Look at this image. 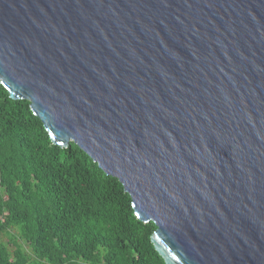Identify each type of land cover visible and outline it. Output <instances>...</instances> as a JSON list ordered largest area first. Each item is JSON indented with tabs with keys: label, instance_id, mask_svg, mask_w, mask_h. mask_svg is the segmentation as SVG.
<instances>
[{
	"label": "water",
	"instance_id": "obj_1",
	"mask_svg": "<svg viewBox=\"0 0 264 264\" xmlns=\"http://www.w3.org/2000/svg\"><path fill=\"white\" fill-rule=\"evenodd\" d=\"M0 81L166 264H264V0H0Z\"/></svg>",
	"mask_w": 264,
	"mask_h": 264
},
{
	"label": "trees",
	"instance_id": "obj_2",
	"mask_svg": "<svg viewBox=\"0 0 264 264\" xmlns=\"http://www.w3.org/2000/svg\"><path fill=\"white\" fill-rule=\"evenodd\" d=\"M156 228L117 178L74 142L54 144L0 81V264H166Z\"/></svg>",
	"mask_w": 264,
	"mask_h": 264
},
{
	"label": "rangeland",
	"instance_id": "obj_3",
	"mask_svg": "<svg viewBox=\"0 0 264 264\" xmlns=\"http://www.w3.org/2000/svg\"><path fill=\"white\" fill-rule=\"evenodd\" d=\"M5 239H7L6 237L4 238V241H8ZM9 240H10V238H9ZM18 244H21L24 249L28 250L31 253L30 249L25 244H23L22 242H18ZM9 248H10V250H13L14 246L10 244ZM31 254L34 255L33 252Z\"/></svg>",
	"mask_w": 264,
	"mask_h": 264
}]
</instances>
